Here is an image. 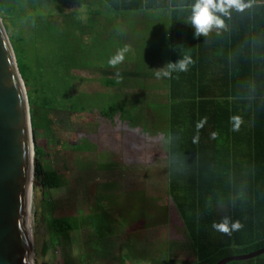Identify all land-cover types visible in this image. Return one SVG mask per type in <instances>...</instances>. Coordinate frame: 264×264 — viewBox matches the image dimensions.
I'll return each mask as SVG.
<instances>
[{"label": "trees", "instance_id": "16d2710c", "mask_svg": "<svg viewBox=\"0 0 264 264\" xmlns=\"http://www.w3.org/2000/svg\"><path fill=\"white\" fill-rule=\"evenodd\" d=\"M32 1L0 0V17L25 86L33 129L35 110L52 109L56 102L70 99L67 73L71 66L54 64L52 59L65 58L66 36L73 26L66 28L65 21L55 36H50L48 30L42 33L38 18L28 11ZM103 2L112 10H167V63L184 55L193 60L187 71L166 77L168 96L162 142L168 201L156 207L153 214L147 213L150 207L140 202L134 213L137 225L163 223L167 229L165 238L154 255H144L146 250L134 247L132 242L126 245L125 255L133 259L139 255L147 264H173L174 253L183 249L191 253L193 264H215L224 257L264 247V3L252 4L242 12L233 11L225 18L226 27L219 34L212 31L207 37L194 38V30L186 23L190 8L185 6L190 2ZM59 12L64 17L68 15ZM7 21L13 33L8 32ZM22 24L28 27L27 35H23ZM78 27L81 34V26ZM41 38L46 42L43 51ZM49 41L53 42L51 46ZM72 45L69 43L68 56ZM209 86L217 91L204 95L203 90ZM33 91L36 97L32 96ZM122 102L120 119L125 134L127 110L133 114L141 108L134 101L133 105L127 103L128 98ZM233 127L238 130L233 131ZM157 135L161 140L160 128ZM38 152L35 147V178L46 187L60 186L56 171L42 170ZM225 215L242 225L230 236L211 228L213 221L219 222ZM97 216L100 215L92 221L100 240L107 226L99 225ZM49 227L53 242L58 236L69 239L76 221L68 216L52 218ZM125 257H119L117 263L124 264ZM226 264H264V253Z\"/></svg>", "mask_w": 264, "mask_h": 264}, {"label": "rangeland", "instance_id": "374dc122", "mask_svg": "<svg viewBox=\"0 0 264 264\" xmlns=\"http://www.w3.org/2000/svg\"><path fill=\"white\" fill-rule=\"evenodd\" d=\"M32 2L28 11L38 18L42 33L48 30L50 36H55L54 32L60 31L65 21L66 28L71 25L73 19L68 12L72 10V3L50 0ZM59 10L70 16L64 17ZM74 22L75 32L72 30L70 37L66 36L65 58L52 59L54 64L71 66L67 73V96L70 99L56 102L52 109L35 110L32 120L31 201L27 221L33 264H118L121 256H126L124 264H147V260L139 255L136 259L127 258L126 245L132 242L134 247L144 248V255L149 256L159 252L157 245H161L165 238L167 229L163 223L152 221L146 222L145 226L141 223L137 225L134 217L140 202L150 207L147 213L153 214L156 207L168 201L163 148L158 142L154 145L152 138H148L152 132L149 129L143 131L141 123L137 126L138 130L128 128L123 134L122 127L119 128L116 123L117 114L107 110L108 104L101 101L99 91L104 86L90 78V75L96 77L95 72H87L97 67L85 65L88 60L84 59L78 18ZM6 23L8 32L13 33L10 22ZM21 26L23 35H27V25ZM163 31L156 25L144 33L132 29L138 40L148 44L160 42L164 37ZM40 40L43 51L46 42L44 38ZM71 42L75 46L74 52L68 56ZM51 44L53 42L49 41L48 45ZM36 95L33 91L32 96ZM148 114L145 111L143 117ZM106 119L114 120L106 123ZM144 132L147 136L145 140L142 139ZM141 142H147L149 147L145 146V149H149L150 153L143 161L131 159L132 149L129 146ZM35 147L39 150L42 170L56 171L60 176V186L46 187L35 178ZM96 215H100L97 216V223L107 226L100 240L92 221ZM62 216L74 218L76 228L69 233V239L58 236L53 242L49 221ZM44 244L48 245L47 250ZM177 250L173 255V264H193L189 251Z\"/></svg>", "mask_w": 264, "mask_h": 264}, {"label": "crops", "instance_id": "0c3cea01", "mask_svg": "<svg viewBox=\"0 0 264 264\" xmlns=\"http://www.w3.org/2000/svg\"><path fill=\"white\" fill-rule=\"evenodd\" d=\"M50 1L72 3V10L68 13L72 15L73 21L71 25L73 26V32L76 29L75 18H78L79 22L77 24L81 26L84 59L88 60L85 65L97 67L87 72L89 74L95 72L94 75L96 77L90 75V78H94L93 80L101 82L104 86V89L99 91L101 101L108 104L107 110H110V112L112 110L113 113L117 114L116 123L118 122L119 128L122 125L120 119L121 107H123L122 99L128 98L127 103L130 101L129 104L133 105L131 101H134L135 106L140 107L141 110L140 112L136 110L131 114L132 110L128 111L126 109L128 121L125 127L131 128V130H138L137 126L141 123L140 126L143 131L149 129L152 132L151 135H148V138L149 136L152 138L154 145L158 142L163 148V152H165V144L162 140L166 127L165 101L168 96L167 81L164 76L157 78L155 71L167 64L168 11L165 9L112 10L106 8L103 0ZM125 1L132 3L135 0ZM177 2L192 3L193 0H177ZM190 6L191 4L185 7L190 8ZM68 16L70 15L68 14ZM153 25L159 26V29L163 28L164 30V37H162L163 39L160 42L154 44L144 43V40H138L137 36L132 33V29L144 33ZM74 47L73 45V52ZM261 47H264V44ZM124 49H126L123 52L124 59L114 67L110 66L108 64L109 58ZM93 61L94 63H92ZM117 73H119V77H117ZM73 77L74 75L72 74L71 79ZM216 91L215 87L209 86L208 89L203 90V94L211 96ZM145 111H148L149 114L143 117ZM113 120L106 119L105 121L110 123ZM159 128L161 130V140H158L157 135ZM142 137L144 140L147 137L145 132ZM146 143H135L131 147L129 146L132 149L131 159L143 161L147 158L150 150L145 149V146H148Z\"/></svg>", "mask_w": 264, "mask_h": 264}, {"label": "water", "instance_id": "95a60500", "mask_svg": "<svg viewBox=\"0 0 264 264\" xmlns=\"http://www.w3.org/2000/svg\"><path fill=\"white\" fill-rule=\"evenodd\" d=\"M25 86L0 17V264H33L27 221L32 179V143ZM264 247L230 255L215 264L247 260Z\"/></svg>", "mask_w": 264, "mask_h": 264}, {"label": "clouds", "instance_id": "9594fccd", "mask_svg": "<svg viewBox=\"0 0 264 264\" xmlns=\"http://www.w3.org/2000/svg\"><path fill=\"white\" fill-rule=\"evenodd\" d=\"M251 7V0H193L186 23L194 30V38L207 37L212 31L219 34V31L226 27L225 18L230 17L233 11L242 12ZM124 51L126 49L120 50L110 57L108 64L114 67L120 63L124 59ZM192 63V58L189 55H184L175 62H168L164 67L157 69L155 75L160 78L161 76L169 77L173 72H185ZM116 75L119 77V73ZM233 119L238 120L237 117ZM236 130L238 129L233 127V131ZM241 227L239 220H233L227 215L223 216L219 222L213 221L211 224L213 230L229 236Z\"/></svg>", "mask_w": 264, "mask_h": 264}, {"label": "built area", "instance_id": "2783aa9c", "mask_svg": "<svg viewBox=\"0 0 264 264\" xmlns=\"http://www.w3.org/2000/svg\"><path fill=\"white\" fill-rule=\"evenodd\" d=\"M251 2H252V4H258V3H263L264 1H255V0H252Z\"/></svg>", "mask_w": 264, "mask_h": 264}, {"label": "bare ground", "instance_id": "6f19581e", "mask_svg": "<svg viewBox=\"0 0 264 264\" xmlns=\"http://www.w3.org/2000/svg\"><path fill=\"white\" fill-rule=\"evenodd\" d=\"M30 198H29V203H30V201H31V192H30ZM30 239H31V234H30Z\"/></svg>", "mask_w": 264, "mask_h": 264}]
</instances>
